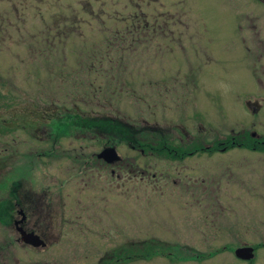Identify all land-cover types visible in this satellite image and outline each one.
Instances as JSON below:
<instances>
[{
    "label": "rangeland",
    "instance_id": "obj_1",
    "mask_svg": "<svg viewBox=\"0 0 264 264\" xmlns=\"http://www.w3.org/2000/svg\"><path fill=\"white\" fill-rule=\"evenodd\" d=\"M240 2L232 12L220 0L199 8L193 16L206 21L185 27L183 48L171 27L174 42L150 56L143 41L130 40L127 23L102 30L81 0H0L6 181L26 174L50 185L56 213L37 222L56 228L46 248L18 243L15 228L0 225V264H166L158 256L116 261V252L150 240L264 243V150L177 160L141 157L121 143L116 177L104 165L98 178L96 166L94 177L84 169L110 142L71 126L74 116L118 118L175 141L184 130L186 148L237 132L264 137V6L248 3L239 22ZM128 3L116 0V19L131 17ZM104 9L100 18L114 17L112 5Z\"/></svg>",
    "mask_w": 264,
    "mask_h": 264
},
{
    "label": "flooded vegetation",
    "instance_id": "obj_2",
    "mask_svg": "<svg viewBox=\"0 0 264 264\" xmlns=\"http://www.w3.org/2000/svg\"><path fill=\"white\" fill-rule=\"evenodd\" d=\"M82 10L90 16V21L96 23L97 26L103 27L107 25V22L112 21L115 26L116 33V22L127 23L130 29V40L133 42L143 41L145 43L144 49L146 54L152 55L154 50L161 49L159 43L166 41L174 42V30L171 27L177 28L176 43L179 48H183L184 43V29L188 26H195L197 23L205 22L203 17H195L193 14L199 8H209L215 4L216 0H128L129 8L133 11L129 19H116V0H81ZM119 1V0H117ZM234 0H220L223 3L225 9L232 12ZM237 1V0H235ZM241 17L239 22H244V17H247L248 3H261L264 6V0H241ZM110 4L113 7L114 17L100 18L104 14V6ZM119 4V3H118ZM264 15V12L262 16ZM192 17V18H190ZM195 17V18H194ZM244 24L243 26H245ZM243 27L240 28V30ZM134 34L136 36H134ZM141 34L144 36V40L141 39ZM116 35V34H115ZM154 38H160L155 41ZM140 39V40H139ZM170 39V40H169ZM168 40V41H167ZM116 42V37L114 40ZM154 45V47H152ZM161 52V51H160ZM5 121V119H4ZM183 137L179 138V142L185 145L186 136L189 134L184 130L181 131ZM4 134L7 135L8 131H1L0 136L4 138ZM103 136L99 133V137ZM102 138V137H101ZM193 141L192 146L183 150L186 154L185 157L195 156L201 154L196 147V140ZM2 145V156L0 158V225L3 228L13 227L18 233L17 242L27 246L21 240L20 233L17 231L18 227L22 228L26 233H34L38 235L44 242L46 248L50 244V240L55 237L54 231L55 226L52 224L47 226L45 230L37 228L38 219L40 214H46L50 218V214H56L53 209V199L51 194L50 185L39 184L36 180H30L25 177L26 174H19L15 179L6 181L8 175L7 158L4 155L7 152V142L1 141ZM221 142L220 144H222ZM112 146V145H111ZM107 147V146H103ZM116 148V144L113 146ZM227 148L224 146L218 147L217 151H226ZM52 151H42V154H51ZM4 154V155H3ZM98 153L91 155L89 165L86 166L85 172L91 173L94 177V171L92 166H96L97 177H100L98 173L99 169H103L102 166L113 167L110 169L111 176L116 177V171L114 169L115 163H105L102 159L97 157ZM40 155V153H36ZM52 156V155H51ZM181 159V160H182ZM95 162V163H94ZM85 165V164H84ZM90 166V167H89ZM32 170V169H29ZM154 177V175H153ZM63 183V181H62ZM62 185V184H61ZM9 214H11L9 216ZM62 214V213H61ZM59 231L57 235H60ZM147 243L149 249L148 259L154 257H161L164 259L166 264H256V262L264 261V243H257L249 245L247 243L238 242H226V243H195V244H181V243H168L150 240ZM33 247V246H32ZM242 247H252L253 258L243 259L238 257L236 249ZM38 248V247H35ZM98 264H104L103 258L99 259Z\"/></svg>",
    "mask_w": 264,
    "mask_h": 264
},
{
    "label": "trees",
    "instance_id": "obj_3",
    "mask_svg": "<svg viewBox=\"0 0 264 264\" xmlns=\"http://www.w3.org/2000/svg\"><path fill=\"white\" fill-rule=\"evenodd\" d=\"M58 113L51 114L49 119ZM75 120H72L71 126L74 129L83 130L88 129L91 133H94L98 137V140L108 141L110 145L118 146L123 143L129 147V149L137 150L141 157L147 155H154L155 157H168L172 159L181 160L185 153H183L185 147L179 141H175L173 138L166 137L161 131L157 129H149V136H147L144 127L135 128V125L124 122L118 118L111 117H84L74 116ZM99 133L105 134L102 138L99 137ZM111 137V140L108 139ZM145 135V136H144ZM138 136H141L140 138ZM110 140V141H109ZM223 142L222 144H220ZM200 152L212 153L217 151L218 147L224 146L225 148L243 147L253 150H264V137H252L251 133L237 132L232 136H227L226 141H214L210 145H206L203 139L200 143L194 145ZM184 148V149H183ZM150 153V154H149ZM11 214H9L10 216ZM116 252V261H128L138 259V257H148L149 249L144 241L135 242L125 248H119Z\"/></svg>",
    "mask_w": 264,
    "mask_h": 264
},
{
    "label": "water",
    "instance_id": "obj_4",
    "mask_svg": "<svg viewBox=\"0 0 264 264\" xmlns=\"http://www.w3.org/2000/svg\"><path fill=\"white\" fill-rule=\"evenodd\" d=\"M252 136H255L253 133ZM97 157L102 159L106 163H117L120 160V156L117 153L114 147H105L103 148L98 154ZM17 231L20 233L21 240L28 245L33 247H45V242L36 234L34 233H26L22 230V228L18 227ZM252 247H242L236 249V254L238 257L243 259H252Z\"/></svg>",
    "mask_w": 264,
    "mask_h": 264
}]
</instances>
